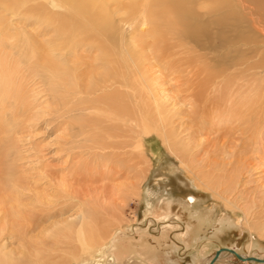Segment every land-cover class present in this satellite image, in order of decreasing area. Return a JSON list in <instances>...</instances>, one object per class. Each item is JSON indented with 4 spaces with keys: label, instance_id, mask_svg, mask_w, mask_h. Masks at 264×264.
Returning <instances> with one entry per match:
<instances>
[{
    "label": "rangeland",
    "instance_id": "374dc122",
    "mask_svg": "<svg viewBox=\"0 0 264 264\" xmlns=\"http://www.w3.org/2000/svg\"><path fill=\"white\" fill-rule=\"evenodd\" d=\"M207 6L194 8L201 24L212 32L211 47L172 33L165 34L157 46L147 33L135 32L140 46L135 50L138 69L133 80L148 85L150 99L141 89L136 95L123 88L91 93L90 85L96 81L91 83L92 77L105 70L97 67V46L86 42L65 52L70 62L65 72L79 73L72 76L78 77L80 89L68 80L63 83L51 77L42 64L46 55L38 51L50 50L47 43L55 41V25L26 13L25 7L6 11L0 5V36L4 39L0 60L13 67L22 89L20 95L9 94L10 98L0 92L2 256L21 257L23 252L38 250L51 255L53 263L69 264L73 261L66 254L79 249L75 234L83 216L92 234L117 227L119 222L130 226L131 234L149 226L150 233L160 234L168 221L147 217L145 212L158 203L162 184L157 176L169 164H174L176 174L204 178L208 183L209 189L201 193L195 189L199 196L195 207L201 211L212 208L215 220L232 218L228 220L237 223L234 229L247 214L264 234V0H224L222 7L209 12ZM220 17L227 24L215 29L213 24ZM39 56L42 61L36 63ZM109 97H115L117 105L129 98L120 117H111L113 108L96 102ZM159 113L164 115L171 142H178L173 144L186 163L183 170L165 145L163 131L154 129L150 136L142 132L144 117L158 124ZM123 115L130 121L125 122ZM139 145L143 149H137ZM240 228V237L212 239L210 251H198L205 245L203 240L190 249L179 246L178 253L172 252L169 261L161 264H198L219 245L235 247L238 237L248 235V230ZM245 241L239 253L248 252L243 248ZM252 253L264 256V249ZM98 255L79 260L93 264Z\"/></svg>",
    "mask_w": 264,
    "mask_h": 264
},
{
    "label": "bare ground",
    "instance_id": "6f19581e",
    "mask_svg": "<svg viewBox=\"0 0 264 264\" xmlns=\"http://www.w3.org/2000/svg\"><path fill=\"white\" fill-rule=\"evenodd\" d=\"M201 4H207V10L209 12L222 7L224 5V0H0V5L3 9L6 7L4 9L6 11L9 8L18 9L20 11L25 7V10L28 11L26 13H31L30 15L32 16L38 15L45 22L55 25V41L53 44L47 43V48L50 50H47V52L44 48V51H42V49L40 50L41 52L37 50L38 53L44 52L43 54L46 55L42 57L46 61L42 64H45L44 66H46V70L49 72L51 77L56 80H60L63 83L68 80V82H71L69 84H72L74 87L76 86V88L80 89L78 77L74 78L72 76L73 74L76 77L79 73H71V69H69L70 71L68 70L70 74L65 72L67 71L70 63L66 59L68 56H66L65 52L67 50H73L81 42H86L87 44H90L89 46H97L95 49L100 53V58L96 59L100 62L97 67L105 70L102 75L92 77L91 83H93V80L95 79L96 81H94V84H91L92 86L90 85L91 93H105L107 90H112L111 92H113V90L119 91L123 88L129 92L132 91L133 95H136V91L140 89L142 91H146L148 95H150V91H148L149 87L146 83L141 85L135 83L133 80L134 70L138 69V65L135 60V50L140 46L139 40L135 36V32L140 29L142 33H147L148 37L151 38L153 40L152 42L157 46L164 42L163 38L165 34L172 33L175 36L182 37L185 41L187 40L188 42H193L198 45H200L201 42H204L205 46L211 47L209 45L213 42L212 32L207 25L201 24L202 21H200V15L197 14L194 8L195 5ZM210 6L212 7L210 8ZM21 12H23V10ZM160 20L162 21V24ZM226 24V18L220 17L216 20L213 26L214 28H224ZM1 37L2 36H0V47L3 45L2 41L4 40L2 39L3 37ZM33 42L29 41V45ZM161 47L163 48L162 45ZM38 48L40 47H37V49ZM31 52L34 53L35 51ZM38 53L36 52L35 55H32L36 57V54ZM43 54H40V56H43ZM55 55L57 60L52 61L51 58L55 59ZM40 56L38 57L39 59H41ZM35 59L37 60V58ZM41 61L42 59L35 62L40 63ZM57 62H60V64H57ZM72 63L73 62H71V64ZM61 64L63 67L58 66ZM38 67H40V65ZM40 71L43 72V70ZM45 71L44 73H46ZM62 71H64V73ZM61 75H63L62 78L59 77ZM68 77L71 78L72 81H69ZM17 80V74L14 73L13 67L9 63H5L4 60H0V92L3 90V96H8L12 92H17L14 95H20V91L22 89L19 88L20 85L18 86V83L16 82ZM149 97L150 99H153L151 95ZM0 99H2L1 96ZM128 100L129 98L126 97L123 105H117V99L115 97L98 99L96 102L113 108V111H109V115H111V117L114 115V117H120L123 114H120V111L122 112L126 109V107L122 108V106H126V102L129 104ZM142 103L145 105V100ZM96 110L97 108L95 111ZM105 115L107 116L106 113ZM109 115L107 118H109ZM163 117V114H158V124L156 122L152 124L149 119L144 117V120L142 121V132L146 136H150L154 129L163 131L162 134L166 138L164 142L165 145L168 147L170 153L179 162L180 169L183 170L187 168L186 163L179 157V149L177 150L173 144L175 142H171L170 136L165 128V120ZM126 118L123 120H125V122H129L130 117L128 116ZM177 143L178 142L175 144L177 145ZM178 145H181V143ZM136 148L139 150H141V148L143 149L142 145H139ZM173 165L169 164L167 168H164L161 172H159L157 177H160L163 180L166 179L167 182L163 183L161 186V193L157 201L158 203L155 205L151 204L149 209L145 212L147 217L150 215L151 218H163L168 221L164 228L159 232L160 234L153 235L150 233V226L144 230H140L139 233L136 232L135 234H131L129 232V230H132L130 226L126 225L124 227V225H121L120 222L117 223L119 224L117 227L92 234V232H90L91 224H89L85 216H83L81 218L82 221L79 225H77L75 234L76 241H78L79 244V249L77 252L73 250V252L68 253V255L66 254L67 259L73 261L69 264H89L81 262L79 259L85 256H88V258L90 256L92 257L95 253H99V259L95 256L94 259L97 260L93 264H143L139 259H136V257H141L147 261H155L161 264L162 261H169L168 258L172 252L178 253L179 246L190 249L196 244L199 246L203 240L205 245H200L201 248L197 250L200 252H204L205 250L210 251L209 245L213 242L212 239L219 238L222 235H225L222 237L225 239L231 235L235 236L236 233L233 231L231 235H227L225 231L222 230L221 225L233 224L232 221L228 220L229 218H227V220L224 219V221L219 223L218 229L211 227L210 222H206V225H204L203 228L204 234H201L202 229L200 230L201 227H199L198 223L195 224L193 220L190 221L191 219L185 221L182 218V213L177 212V209L181 205H186L184 207L189 206L190 208L194 207L199 200L198 193H201V191L206 188L209 189V185L204 178H197L196 176L192 178L185 174H176V170ZM230 181L231 179L229 182ZM231 186H234V184ZM195 189L198 193L195 192ZM175 194L177 196H175ZM230 194H233V191H231ZM222 197L225 202L233 205L230 198L224 196ZM178 199H182L184 203H180ZM190 208L188 209L190 210ZM236 209L239 211L241 210L238 206ZM243 212L245 214L246 211ZM243 216L245 217H243L242 221L240 220L241 223L236 227V229L241 226L240 229L245 228L248 230L249 237L246 235L244 238L246 241L243 247L246 248L248 252L239 253V247L236 246H218V248L209 255L210 257L207 256L198 264L211 263L215 254L221 249H230L233 250L234 253H229L228 251L221 252L219 259L214 264H228L229 260H225L226 258H234L242 263L264 264L249 260L242 261L235 255L244 254L241 256L245 259L254 257L264 260V256L259 257L257 254L252 253L254 250L261 251L264 249V234H260L257 225L252 223V220V222L249 221L247 214ZM154 220L156 221V219ZM233 225H237V223H234ZM153 231H155V229H153ZM218 233H220V235L216 236ZM236 236H239V234ZM239 237L238 239H240L239 243L241 247V245L244 244V239ZM22 254L23 256L21 257H15L12 254L2 256V253H0V264H56L53 263L52 256L48 255L46 252L36 250L35 252H23ZM163 258L165 260H162Z\"/></svg>",
    "mask_w": 264,
    "mask_h": 264
},
{
    "label": "crops",
    "instance_id": "0c3cea01",
    "mask_svg": "<svg viewBox=\"0 0 264 264\" xmlns=\"http://www.w3.org/2000/svg\"><path fill=\"white\" fill-rule=\"evenodd\" d=\"M157 182L161 185L163 183H166L167 181H166V179L163 180L162 178L159 177L158 180H157ZM178 200H179L180 203H184V201L182 199H178ZM184 206H186V205H183L181 208L179 207L177 209V212H181L182 213V218L185 221H188V220L191 219L190 221L193 220V222L195 224L198 223L199 224V227H201L200 230L202 229V233L201 234H204L203 228H204V225H206V222H210L211 223V227L218 229L219 228V222H222L225 219L224 218V219L215 220L214 219V210L212 208H208L205 211H201L199 209V207H195L194 206L195 208L194 207L190 208L189 206H187L188 208H190V210H189L187 207H184ZM190 214H191V216H190ZM193 214H194V216H193ZM229 219H232V218H229ZM221 227H222V230L225 231V232H227L229 235H231L232 231L235 232L236 235L237 234H240V231H238L237 229H234V225L233 224H225V225H221ZM219 235H220V233H218L216 236H219ZM219 238H215V239H219ZM236 247H239L240 248V243L239 242L236 245ZM259 257H261V256L259 255ZM236 261L237 262H240L238 260H236Z\"/></svg>",
    "mask_w": 264,
    "mask_h": 264
},
{
    "label": "water",
    "instance_id": "95a60500",
    "mask_svg": "<svg viewBox=\"0 0 264 264\" xmlns=\"http://www.w3.org/2000/svg\"><path fill=\"white\" fill-rule=\"evenodd\" d=\"M225 251H228L229 253H234V251L233 250H230V249H221L220 251H218L215 254V257L213 258L212 262L209 263V264H214L215 262H217V260L219 259V256H220L221 252H225ZM235 255L237 256V258H239L242 261L249 260V261H255L257 263H264V260H260V259L254 258V257L253 258L245 259L241 255H238V254H235Z\"/></svg>",
    "mask_w": 264,
    "mask_h": 264
},
{
    "label": "flooded vegetation",
    "instance_id": "af4514ba",
    "mask_svg": "<svg viewBox=\"0 0 264 264\" xmlns=\"http://www.w3.org/2000/svg\"><path fill=\"white\" fill-rule=\"evenodd\" d=\"M241 255H244V254H241Z\"/></svg>",
    "mask_w": 264,
    "mask_h": 264
}]
</instances>
